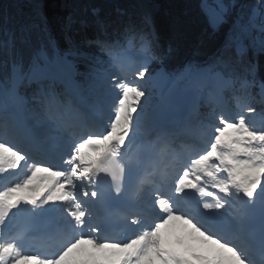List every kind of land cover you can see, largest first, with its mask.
I'll list each match as a JSON object with an SVG mask.
<instances>
[{
  "label": "snow or ice",
  "instance_id": "snow-or-ice-1",
  "mask_svg": "<svg viewBox=\"0 0 264 264\" xmlns=\"http://www.w3.org/2000/svg\"><path fill=\"white\" fill-rule=\"evenodd\" d=\"M257 4L232 22L210 65L189 66L195 103L172 123L149 112V86L161 76L151 65L173 51L160 49L154 29L128 23L109 34L92 9L99 35L85 43L98 52L70 36L59 50L45 25L48 51L27 66L6 33L0 176L11 178L0 184V264H264V0ZM233 6L201 3L213 29ZM77 76L97 119L81 112Z\"/></svg>",
  "mask_w": 264,
  "mask_h": 264
},
{
  "label": "trees",
  "instance_id": "trees-1",
  "mask_svg": "<svg viewBox=\"0 0 264 264\" xmlns=\"http://www.w3.org/2000/svg\"><path fill=\"white\" fill-rule=\"evenodd\" d=\"M225 2L240 7L246 5L248 11L257 0ZM201 3L202 0H0V44L8 39L6 33H15L14 54L27 66L42 50L48 51L47 39L41 31L46 25L48 34L55 38L59 50L68 49L67 37L70 36L81 50L98 52L95 47L89 48L85 43L99 35V29L93 23L95 17L92 9H96L99 17L108 24L109 34L116 28L122 32L128 23L138 29H154L160 49L168 53L171 47L173 51L160 64L154 62L151 71L154 74L161 66L167 75L175 76L187 63L210 65L215 54L223 47L225 30L232 23L231 13L228 23L213 29L201 9ZM146 15L151 18L150 28L145 24ZM69 17L76 21L70 30L66 29ZM85 19L88 24L81 25L79 21ZM22 28L26 29L28 38L24 43L20 40ZM48 54L51 55L50 52ZM10 60L6 50L0 47V80L10 70ZM77 68L83 72V63L77 62ZM257 77L264 81V57L257 58ZM77 79L83 89H89L83 76H77ZM55 87L60 89L57 85Z\"/></svg>",
  "mask_w": 264,
  "mask_h": 264
},
{
  "label": "rangeland",
  "instance_id": "rangeland-1",
  "mask_svg": "<svg viewBox=\"0 0 264 264\" xmlns=\"http://www.w3.org/2000/svg\"><path fill=\"white\" fill-rule=\"evenodd\" d=\"M253 6H258V4L255 3ZM253 6H251V8ZM231 24L232 23H230L229 28ZM229 28L226 29L224 42L227 38ZM190 65L199 68L206 67L199 66L195 63H190L185 66L183 71L178 76L173 78L165 76L163 70L159 69L156 72V74H161V78L158 83H156L154 91H152V85L149 86L151 92L149 101L150 114H155L156 118L164 112L174 115L176 110H178L180 107H183L185 101H190L191 104L195 103L188 91L189 81L191 80V71L189 69ZM200 105L202 108L203 100L200 101Z\"/></svg>",
  "mask_w": 264,
  "mask_h": 264
},
{
  "label": "bare ground",
  "instance_id": "bare-ground-1",
  "mask_svg": "<svg viewBox=\"0 0 264 264\" xmlns=\"http://www.w3.org/2000/svg\"><path fill=\"white\" fill-rule=\"evenodd\" d=\"M178 143H180V142H178ZM176 150H178V149H176Z\"/></svg>",
  "mask_w": 264,
  "mask_h": 264
}]
</instances>
